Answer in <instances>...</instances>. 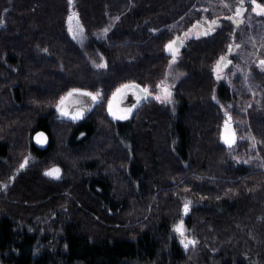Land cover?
<instances>
[{
  "label": "trees",
  "instance_id": "trees-1",
  "mask_svg": "<svg viewBox=\"0 0 264 264\" xmlns=\"http://www.w3.org/2000/svg\"><path fill=\"white\" fill-rule=\"evenodd\" d=\"M201 2L0 0L1 264H264V101L245 112L233 153L207 130L216 108L200 74L186 90L207 96L206 107L186 103L172 115L151 101L130 118L108 112L120 87L164 82L174 26H189ZM72 4L89 32L84 45L67 31ZM221 22L228 38L230 20ZM219 32L208 52L223 43ZM73 90L100 101L61 129L57 107ZM37 130L49 134L44 150L32 143ZM28 152L38 160L19 171ZM45 160L62 167L60 181L45 184Z\"/></svg>",
  "mask_w": 264,
  "mask_h": 264
},
{
  "label": "rangeland",
  "instance_id": "rangeland-1",
  "mask_svg": "<svg viewBox=\"0 0 264 264\" xmlns=\"http://www.w3.org/2000/svg\"><path fill=\"white\" fill-rule=\"evenodd\" d=\"M255 2L254 4L252 0H234L231 1V5H229L227 0H202L201 3H198L197 13L195 14L196 17L189 26L184 29L177 28L176 25L174 26V35L166 45V52L169 54L170 62L164 82L160 83L154 91L150 88L146 89L138 85L141 89L147 90V95L131 115H124L126 111L124 112L122 109L118 110L117 103H110V105L108 103L110 118L116 120L119 119L117 117L122 116L130 118L133 114H139L147 109L151 101L170 107L169 111L172 115H177V111L183 104L186 105V103L192 105L199 103V105L203 104V106L206 107L207 96L205 97L203 95L198 102L192 98L194 94L186 90L187 83L189 82L188 79L194 77L195 74H200L208 77V79H206L209 86L208 91L206 90V94L209 92L207 95L209 96L210 102L208 103H212L216 108V112L213 107L208 108L209 110H213V116L209 115L207 130L210 131L209 133L214 130V135L220 137L218 140L230 146V152L233 153L234 149H237L236 142L240 137L239 127L245 125V112L249 108H253L264 101V70L261 64V61L264 60V14H258L260 10L256 8V4L262 7H264V4L256 0ZM70 8V13L66 18L68 34L78 44L84 45L89 37V32L81 17V12L78 10L80 8H74L73 10V4ZM238 9H240L239 14H237ZM224 17L230 20L228 27L233 30V33H231L228 38L225 37L226 27L221 22ZM233 17L240 18V21H234L232 19ZM216 20H219V23L213 25L212 22ZM233 25H235L234 29L231 27ZM180 26L183 27V25ZM108 28L109 27L106 26L96 29L94 33L97 35L100 31H103L99 35L103 36L109 32L107 30ZM208 29H210V32ZM219 30H223V43L214 53L208 52L206 43H209L216 33H221ZM177 39L182 40L183 44H173L170 50L167 46ZM197 46L203 47V50H205L207 54L206 52H204L202 56H200L199 53L196 54ZM231 47L234 48L232 49ZM173 53H175V62H173ZM196 55L199 57L198 60ZM225 56H228L230 61L219 69L218 62L220 63L221 57ZM193 59H195V61H193ZM199 60L201 62L198 66L196 63ZM165 86L169 88L168 90L166 88V90L171 93L167 99H165V89L162 88H165ZM92 94L96 97V104L100 100L95 93ZM157 96L161 99H156ZM183 97H185L186 102H183ZM112 99L113 95L112 97L110 96L109 101H112ZM208 107H211V105ZM233 110H235V114L232 112ZM217 115H219V118L216 120L214 118H216ZM63 118L65 117L58 114L57 124L60 128L64 125V123H61ZM229 120L232 121L236 133V141L234 144L225 143L222 136L224 126ZM63 131L64 130H59L57 135L62 134ZM247 132L248 131H246V133ZM238 159L241 160L240 157ZM26 160L27 163L25 164ZM37 160L38 158H36L35 155L28 152L18 163V170L20 171L25 167H29V170L31 168L30 166ZM244 162L249 163L250 157H247ZM44 163L46 167L40 168L42 175H44L46 185H50L49 183L51 182H58L64 177V171L61 166L50 164L51 162L48 160H45ZM22 164H25L23 168H21ZM52 169H59L58 176L45 175V172ZM186 205L189 211L191 205ZM186 205H184V209ZM38 215L41 216L42 213L38 212ZM178 226L185 227V224L180 222ZM186 242L187 239L184 238L183 243Z\"/></svg>",
  "mask_w": 264,
  "mask_h": 264
},
{
  "label": "water",
  "instance_id": "water-1",
  "mask_svg": "<svg viewBox=\"0 0 264 264\" xmlns=\"http://www.w3.org/2000/svg\"><path fill=\"white\" fill-rule=\"evenodd\" d=\"M232 19L236 22L239 21V18L237 17H233ZM216 24H218V21H215V24L213 25ZM208 31L210 32V29H208ZM231 48L233 49L234 47ZM127 85L132 86L133 84H127ZM129 88L131 87L128 88H125L123 86L120 87L119 88L120 91L119 92L116 91L113 94V98H117L118 109L125 110L126 112L132 114L135 108L141 103V101L145 99L146 90L141 89L139 86L135 87V89H137L142 93L141 98L137 101L136 97H134L133 95L134 92L126 91ZM82 93H90V92L84 90H77L76 92H73V95L71 97H68V94L64 96L66 99L63 103L61 102L59 103L57 107V113L73 121H81L85 119L86 116L93 109L96 98L93 99L94 95L92 93H90L91 95H82ZM62 113H66V115ZM73 117H79V118L73 119ZM222 136L224 141L226 138L231 141L230 143L227 144L235 143L236 133H235L234 125L231 120L226 122ZM32 142L36 147L44 150L48 147L50 142L49 134L44 130H37L33 134Z\"/></svg>",
  "mask_w": 264,
  "mask_h": 264
},
{
  "label": "snow or ice",
  "instance_id": "snow-or-ice-1",
  "mask_svg": "<svg viewBox=\"0 0 264 264\" xmlns=\"http://www.w3.org/2000/svg\"><path fill=\"white\" fill-rule=\"evenodd\" d=\"M252 2L255 3V0H252ZM70 3H71V0H70ZM256 8L260 10L258 14H264V7H262L259 4H256ZM239 12H240V9L237 10V14H239ZM70 19H71V17H70ZM0 23H2V22H0ZM212 23L215 24V21H213ZM173 44H175V41H173L172 44H169L167 47L171 50ZM224 59H225L224 57H221V61H223ZM173 62H175V53H173ZM261 64H264V61H261ZM218 66H219V62H218ZM98 67H104V65L101 64V65H98ZM123 87L128 88V87H137V86L125 85ZM76 91L77 90H73V92H76ZM117 91L119 92L120 90L118 89ZM73 92L68 93V97H71L73 95ZM82 95H91V94L90 93H82ZM97 95H99V94H97ZM170 95H171V93L168 92L165 89V99H167V97H169ZM95 98L96 97L94 96L93 99H95ZM65 99H66L65 97H62L61 98V103H63L65 101ZM156 99H161V98L159 96H157ZM129 111H130V109H129ZM62 114L66 115V113H62ZM77 118H79V117H73V119H77ZM117 118L126 119L127 116H122V117H117ZM230 142L231 141L228 140L227 138L225 139V143H230ZM26 163H27V160L25 161V164ZM25 164H22L21 168H23L25 166ZM58 173H59V169H52V170H50L48 172H45V175H47V176H58ZM185 211L187 212V205L185 206ZM175 230L177 232H180L181 235H183L182 226H178ZM182 243H183V241H182ZM188 243L191 244V243H194V242L193 241H189ZM185 247H187V244L185 245Z\"/></svg>",
  "mask_w": 264,
  "mask_h": 264
},
{
  "label": "flooded vegetation",
  "instance_id": "flooded-vegetation-1",
  "mask_svg": "<svg viewBox=\"0 0 264 264\" xmlns=\"http://www.w3.org/2000/svg\"><path fill=\"white\" fill-rule=\"evenodd\" d=\"M175 44H176V45H182V44H183V41L180 40V39H177V40L175 41ZM224 58H225V59L219 63V66H218L219 69H221L222 67H224L225 63H228V62L230 61V59L228 58V56H225ZM263 61H264V60H263ZM262 65H263V66H262V69L264 70V64H262ZM162 88H163V89H166L167 86H165V88H164V87H162ZM168 89H169V88H167V90H168ZM126 91L134 92L133 95H134V97H136L137 101H138V100L141 98V96H142V93H141L140 91H137V90L135 89V87H131V88H129V89L126 90ZM146 95H147V92H146ZM111 103H112V104L117 103V98H113L112 101H111ZM124 112H125V110H124ZM124 115H129V113H128V112H125ZM33 145H34V144H33Z\"/></svg>",
  "mask_w": 264,
  "mask_h": 264
},
{
  "label": "bare ground",
  "instance_id": "bare-ground-1",
  "mask_svg": "<svg viewBox=\"0 0 264 264\" xmlns=\"http://www.w3.org/2000/svg\"><path fill=\"white\" fill-rule=\"evenodd\" d=\"M33 143V142H32Z\"/></svg>",
  "mask_w": 264,
  "mask_h": 264
}]
</instances>
